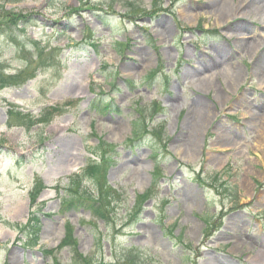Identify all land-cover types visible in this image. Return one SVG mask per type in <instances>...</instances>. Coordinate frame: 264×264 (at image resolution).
Here are the masks:
<instances>
[{
    "label": "rangeland",
    "instance_id": "rangeland-1",
    "mask_svg": "<svg viewBox=\"0 0 264 264\" xmlns=\"http://www.w3.org/2000/svg\"><path fill=\"white\" fill-rule=\"evenodd\" d=\"M229 1L238 10L220 18L207 0H0L28 16L0 36L2 77L24 78L0 76V264H71L69 246L60 247L68 224L94 264H125L126 246L147 264H264V122L254 121L239 146H225L234 142L229 127L215 130L241 128L264 105L252 50L233 46L240 33L255 35L257 56L264 15ZM223 47L243 77L230 84L209 73L223 94L215 102L214 89L185 73ZM197 98L213 107L212 125L199 126L190 148L181 101ZM53 106L63 107L50 117ZM43 114L49 122L31 125L28 117ZM93 161L98 171L82 186L96 189L97 201L101 183L114 191L106 221L60 204L71 176Z\"/></svg>",
    "mask_w": 264,
    "mask_h": 264
},
{
    "label": "bare ground",
    "instance_id": "bare-ground-1",
    "mask_svg": "<svg viewBox=\"0 0 264 264\" xmlns=\"http://www.w3.org/2000/svg\"><path fill=\"white\" fill-rule=\"evenodd\" d=\"M245 3L247 4L244 8L243 11L245 13H253V11L260 13L261 16L264 15V0H245ZM207 12L215 15L217 14L220 18H227V16L231 17L233 13H235L239 7H235L230 4L229 0H207ZM232 6V7H231ZM252 10V11H251ZM237 26V29L241 27L239 26V23L235 25V28ZM166 32H170L169 28L165 26ZM242 36L237 37L233 40V46L235 47L236 50L240 51H247V50H252L251 53L254 56L253 60V69L256 72H258L259 77H264V49L257 53V56L253 53H256V50L258 47H255L254 44L259 40V38L255 37V35H252L251 37L247 38L246 34L240 33ZM251 46V47H249ZM215 57H208L206 61L204 62H199L200 68L198 67V70H192V72L189 73L186 72L185 76L191 75L197 76L196 80L199 83L200 86H203V88L206 90L214 89L216 92L213 96L212 99L215 102H221L223 100V94L219 92V90H215V85L212 83L213 78H211V72L215 71V74L218 73H223L224 78L227 77L228 83H236L238 79H241L243 77L242 75V68L240 67L239 63L236 62L234 58V53L231 52L230 49H227V47H223L220 52H218ZM250 53V54H251ZM196 71V72H195ZM182 103H185L187 106L188 110L185 115V119L182 123V128L181 130H186L184 133L187 137V143L189 147L191 146H196L197 143L199 142L198 140V132L197 129L200 128L201 124L206 126H211L212 123L210 120L212 119L210 114L213 112V107L211 106L210 103H207L205 101H202L200 99H195V100H187L184 99L181 101ZM259 111V112H258ZM258 111L256 113H252L251 118L245 122V125L242 126L241 128H236V127H231L226 124H218L215 128V130H219L221 133H224L228 128L234 135V137H227V139H232L234 142L231 144L230 142L225 144V146H234L240 144V141L238 138H240V135L242 136L244 132H247L250 130V128L255 129L254 124H257V121H263L264 122V105H262L260 108L258 107ZM258 113V114H257ZM257 120V121H256ZM256 121L255 123H253ZM194 130L192 131V126ZM257 126V125H256ZM260 126H264L263 123H261ZM241 129V130H240ZM218 131V132H219ZM222 134H217V138L223 139ZM185 137V136H184ZM225 138V137H224ZM220 139V141H222ZM224 146V145H223ZM237 151H239L237 147ZM215 158V157H214ZM210 159V158H209ZM211 159H213V155L211 156ZM245 181V180H244ZM192 193V191H190ZM190 195V193H189Z\"/></svg>",
    "mask_w": 264,
    "mask_h": 264
},
{
    "label": "trees",
    "instance_id": "trees-1",
    "mask_svg": "<svg viewBox=\"0 0 264 264\" xmlns=\"http://www.w3.org/2000/svg\"><path fill=\"white\" fill-rule=\"evenodd\" d=\"M128 5L130 6V8L133 7L131 3H128ZM27 19H28L27 15L14 12L12 9H5V7L1 5L0 6V36L4 35V36L11 37L10 35L14 33V31L20 25V23L24 24ZM31 43L34 47L39 46L38 42H31ZM0 76L2 77L4 76V74L0 72ZM4 80H6L8 83H11V84H14L13 82L18 84V83H22L24 81V78H22L20 75H9L7 77H2L1 81H4ZM11 84H8V85H11ZM157 107H158L157 104L153 105V112H156ZM59 110L60 108L58 107L52 108L49 113V116L51 117L54 113L59 112ZM8 113L9 115H11L12 112L10 109ZM141 113H145V112L141 110ZM44 115L45 114L35 119L32 117H28V118H31L29 122H31V125L36 124V123L49 122L50 117L48 118ZM134 129H137L136 126ZM97 171H98L97 164H95L93 161V165L89 166L87 169L82 171L81 174L73 175L69 179L71 182L68 184V186L65 187V191L63 195L60 196V204L62 207H64L67 210H70L73 208L82 209L86 211L90 210L92 219L100 218L106 221L107 219L105 217V214H102V212L103 210L108 211L107 206L108 205L110 206L115 201L114 191L108 190V188L103 183H101L102 186H100L99 188L101 191L100 192L101 196H100V199L97 201V198H96L97 194H94L96 189L87 190L85 187L82 186V177L86 174H90V175L93 174V176H95V173ZM73 185H74V188H71L73 187ZM41 188H42V185L39 182L36 183L33 188L32 197H35L36 195H38V192ZM145 195L146 194H143L140 197V200L143 201L145 199ZM140 200L138 204L140 203ZM83 201L86 203H83ZM32 202H35V199H33ZM32 220H36V218H32ZM29 241H31L30 243L32 245L36 244L37 236L34 235L31 239H29ZM66 244L69 246L71 253H72L73 259L71 261V264H94L93 262H95V260L93 259L91 260L90 257L84 258L83 254H81L76 249V246H77L76 241L72 240V230L69 227V224L68 226H66L65 236H64L63 241H61L60 247ZM51 252H53V250L46 251V253H51ZM121 253L122 255L120 257V260H122L123 263L125 264H147L146 259L143 258L142 253L138 251L137 248H134V247L124 248ZM53 264H61V263L55 259Z\"/></svg>",
    "mask_w": 264,
    "mask_h": 264
}]
</instances>
